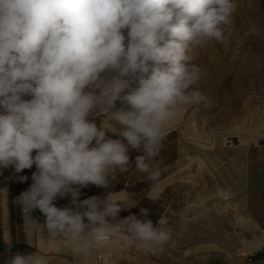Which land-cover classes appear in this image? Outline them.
I'll list each match as a JSON object with an SVG mask.
<instances>
[{"label": "clouds", "instance_id": "1", "mask_svg": "<svg viewBox=\"0 0 264 264\" xmlns=\"http://www.w3.org/2000/svg\"><path fill=\"white\" fill-rule=\"evenodd\" d=\"M237 5L238 0H0V168L12 165L19 172L35 163L32 182L15 203L28 220L34 221L28 215L34 207L44 214L47 240L56 250L86 254L117 235L154 250L169 239L165 215L154 226L141 205L143 218L130 213L117 219V201L136 204L129 195L107 191L103 198L77 200L79 188H107L116 171L131 165L129 149L138 151L134 170L156 180L168 122L182 106L203 98L195 87L201 69L189 50L223 40ZM7 191L0 185L5 206ZM58 195H69L74 207H58ZM147 199H157L153 185ZM7 264H50V256L17 252Z\"/></svg>", "mask_w": 264, "mask_h": 264}, {"label": "rangeland", "instance_id": "2", "mask_svg": "<svg viewBox=\"0 0 264 264\" xmlns=\"http://www.w3.org/2000/svg\"><path fill=\"white\" fill-rule=\"evenodd\" d=\"M123 31L126 34V29ZM189 51L193 62L201 69L195 87L203 98L198 103L182 106L185 112H178L182 123L165 130L178 135L179 159L168 185L178 197L167 215L172 236L155 246L158 257L164 256V245L171 243L185 245L184 253L193 248L234 252V246L225 250L214 242L215 235L209 233L211 226L218 224V217L226 222L228 213L236 217L231 204L236 206L239 215H244L240 219L246 221V202L234 200L237 196L244 198L245 190L240 187L244 179L234 176L238 178L236 183L230 175L236 170L240 172V168L254 169L250 184L254 189L264 188V180L255 176L259 172L255 170L257 163L264 162V0H238L233 18L225 26L224 39L205 40ZM131 86H135V80ZM115 105L119 107L121 102L117 100ZM106 135L116 138L107 130ZM232 137H236V143L232 142ZM219 185L223 194L217 195L214 191L219 192ZM187 207L193 211L192 217L185 216L186 228L195 226L204 233L190 234L184 227L182 210ZM201 215L207 218L199 217ZM194 236L202 237L203 241L188 242ZM118 238L119 235L114 240Z\"/></svg>", "mask_w": 264, "mask_h": 264}, {"label": "crops", "instance_id": "3", "mask_svg": "<svg viewBox=\"0 0 264 264\" xmlns=\"http://www.w3.org/2000/svg\"><path fill=\"white\" fill-rule=\"evenodd\" d=\"M25 98L29 97L25 96ZM87 118L93 119L94 117L89 114ZM179 151L178 135L171 131H165L158 156L156 157L159 160L160 166V175L156 180H148L145 174H139L134 170V157L138 154V151L129 149V163L133 167L130 165L125 171H116L114 176L110 178L107 188L94 184L81 186L79 188L80 195L77 197V200L91 195H98L103 198L107 191L118 192L121 196L129 195L127 199L135 200L136 204L129 207L124 202L117 201V203L121 204V207L116 218H122L130 213H134L138 217L143 218L139 212V207L142 205L148 209L146 218L151 219L155 226L160 214L167 217L169 211L172 212L170 206H172L173 201L178 197L177 193L168 189V185L171 182L169 177L173 174V168L179 159ZM35 152L36 149H33L32 154L34 155ZM256 166L257 168L255 170L259 172L255 176H259L264 180V162H258ZM36 170L35 163L30 167L21 169L19 172L14 171L12 165L6 168H0V185H5L8 189L7 206L0 202V264H7V261L14 253L27 254L35 251L47 252L50 256V264H264V253L258 258H250L260 248L264 249V188L260 190L254 189L250 184L249 179L254 175V169L252 170L246 167L242 170L240 168V172L236 170V172L230 175V179L232 180L237 175L243 177L244 183L240 187L243 186L245 190L244 198L237 196L234 200L246 202V213L260 225L263 231L262 243L252 251L254 253L250 252L252 255L244 256L237 254L245 252L241 251L242 247L239 246L237 234L233 229V215L228 213L229 220L226 222L223 217H218L217 212L215 215L216 218L218 217L219 222L216 226H211L209 233L215 235L214 242L220 247L225 248V250H229L227 249L229 246H234V252L230 251L226 253L222 250L193 248L190 252L184 253L185 245H173L174 243H171L170 246L164 245V250L166 251L164 256L161 257L156 255L155 247L154 250H144L136 247L134 243L122 237L114 240L108 246L93 249L86 254L74 253L69 249L56 250L52 242L47 240L48 232L43 227L44 214L38 208L34 207L28 213L29 217L34 221L28 220L24 217L20 205L15 203L18 194L27 189L32 182L31 173ZM21 175L26 177L23 181L18 179ZM234 178L237 183L238 178ZM149 185L154 186V192L157 195V199L154 201L147 199ZM53 203L58 207H74L69 195H58ZM192 211L193 209L188 207L182 210L183 225L185 228L188 221L184 219V216L186 215L188 218L192 217ZM203 215L199 217L207 218ZM83 219L87 221L86 217ZM35 222L41 225V231L40 226ZM168 226L170 225L168 224ZM186 229L190 234H202V232H205L202 229L197 231L198 228L195 226L194 229H190V227ZM169 230V235L172 236L171 227H169ZM189 241L199 244L203 239L202 237L194 236L189 238ZM50 249L51 251H49ZM114 250L117 252L115 253Z\"/></svg>", "mask_w": 264, "mask_h": 264}, {"label": "bare ground", "instance_id": "4", "mask_svg": "<svg viewBox=\"0 0 264 264\" xmlns=\"http://www.w3.org/2000/svg\"><path fill=\"white\" fill-rule=\"evenodd\" d=\"M128 106H126L125 108H127ZM185 110V109H184ZM182 109H180L178 112H185ZM113 122V125H115V127L119 130L120 128L123 127V125L119 124L118 122L116 121H111ZM181 118L178 116H176L175 119L171 120L170 122H168L167 126H166V129L167 130L168 128L172 127V126H175V125H179L181 124ZM112 135L114 137H117V133H112ZM220 172L221 174H223L222 172V169H220ZM197 178V177H196ZM217 189V188H216ZM219 189V192L216 190L214 191L217 195L221 192L222 193V190H221V186L219 185L218 187ZM212 191V190H211ZM210 191V192H211ZM223 194V193H222ZM188 195V193H187ZM191 195V194H190ZM193 195V194H192ZM214 197V196H213ZM218 200V199H217ZM226 200V199H225ZM213 201H215L213 199ZM224 200H222L223 202ZM228 201H226V204H227ZM202 203V202H201ZM221 203V202H220ZM219 203V204H220ZM214 205V204H213ZM221 205H223V203H221ZM232 205V208H233V211H234V214L236 215V217L234 218L233 217V229L234 231L237 233V237H238V244L241 248V251L245 252V253H250L252 252L255 248H257L261 243H262V240H263V231H262V228H260L258 226V223L252 219L251 217H249V215L246 213V221H242L240 219L241 218H244V215H239L238 213V209L236 208V206L234 204H231ZM185 207V206H184ZM214 207V206H213ZM225 207V206H224ZM230 207V206H229ZM209 208V207H208ZM201 209V208H200ZM216 209V208H215ZM227 209V208H226ZM225 209V210H226ZM230 209V208H229ZM219 210V209H218ZM228 210V209H227ZM223 211V210H222ZM250 215H252L250 213ZM186 216V215H185ZM184 216V219H186V217ZM248 216V218H247ZM236 221V222H235ZM239 223V228L237 227V224ZM252 225V226H251ZM257 226L259 228H257ZM218 232V231H217Z\"/></svg>", "mask_w": 264, "mask_h": 264}, {"label": "trees", "instance_id": "5", "mask_svg": "<svg viewBox=\"0 0 264 264\" xmlns=\"http://www.w3.org/2000/svg\"><path fill=\"white\" fill-rule=\"evenodd\" d=\"M264 253V249L260 248L259 250H257L250 258L254 259V258H258L259 256H261Z\"/></svg>", "mask_w": 264, "mask_h": 264}, {"label": "water", "instance_id": "6", "mask_svg": "<svg viewBox=\"0 0 264 264\" xmlns=\"http://www.w3.org/2000/svg\"><path fill=\"white\" fill-rule=\"evenodd\" d=\"M232 142H233V143H236V142H237L236 137H232Z\"/></svg>", "mask_w": 264, "mask_h": 264}, {"label": "built area", "instance_id": "7", "mask_svg": "<svg viewBox=\"0 0 264 264\" xmlns=\"http://www.w3.org/2000/svg\"><path fill=\"white\" fill-rule=\"evenodd\" d=\"M32 209H30L29 211H31Z\"/></svg>", "mask_w": 264, "mask_h": 264}]
</instances>
